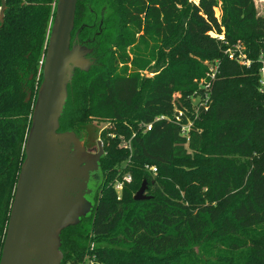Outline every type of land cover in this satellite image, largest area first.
<instances>
[{
  "label": "trees",
  "instance_id": "obj_1",
  "mask_svg": "<svg viewBox=\"0 0 264 264\" xmlns=\"http://www.w3.org/2000/svg\"><path fill=\"white\" fill-rule=\"evenodd\" d=\"M4 1L0 254L57 0ZM95 31L97 60L75 70L58 131L99 142L103 153L90 213L61 231V264H264V14L255 1L77 0L71 34ZM236 42L248 66L224 53ZM153 60L155 74L142 77ZM215 62L208 107L187 135L170 119L154 121L173 118ZM101 122L109 126L99 131ZM142 181L149 198L134 200Z\"/></svg>",
  "mask_w": 264,
  "mask_h": 264
},
{
  "label": "water",
  "instance_id": "obj_2",
  "mask_svg": "<svg viewBox=\"0 0 264 264\" xmlns=\"http://www.w3.org/2000/svg\"><path fill=\"white\" fill-rule=\"evenodd\" d=\"M0 22L5 1L0 0ZM77 0H57L42 63V80L32 107L0 264H61V231L93 207V180L103 153L88 151L74 131H58L75 70L87 71L92 48L74 43ZM30 98L27 94L25 101ZM92 183V184H91ZM142 181L134 200L148 199Z\"/></svg>",
  "mask_w": 264,
  "mask_h": 264
},
{
  "label": "built area",
  "instance_id": "obj_3",
  "mask_svg": "<svg viewBox=\"0 0 264 264\" xmlns=\"http://www.w3.org/2000/svg\"><path fill=\"white\" fill-rule=\"evenodd\" d=\"M211 35L217 37L218 39L223 41V35ZM224 53L228 56V58L236 61L239 64L248 66L250 63V60L246 57V53L244 52V47L239 43L236 42L230 46H228ZM264 53V52H263ZM43 60L41 59L39 61V64H42ZM217 72V62H215L213 65H209L207 68V71L205 72V79L201 81V86L198 88L197 91L194 93L198 96L197 101L194 102V105H196V111L199 112V110L203 109L206 110L209 103V96H210V85L211 81L215 78ZM259 91L264 94V59L261 57V68H260V78H259ZM161 119H170L171 121L179 124L180 126V132L182 135H187L188 130L193 124V120L189 118V116L185 113L184 109L179 105H174V111H173V118H168L166 116L160 115L158 117H155L154 121H158ZM144 130H150L151 124L148 123L146 125H142ZM152 172L155 171L154 167L149 168ZM130 180L129 175H124L122 177V181H116L114 184V188L116 192L119 193V191L122 188L123 182H128Z\"/></svg>",
  "mask_w": 264,
  "mask_h": 264
},
{
  "label": "rangeland",
  "instance_id": "obj_4",
  "mask_svg": "<svg viewBox=\"0 0 264 264\" xmlns=\"http://www.w3.org/2000/svg\"><path fill=\"white\" fill-rule=\"evenodd\" d=\"M254 1H255L256 11L259 14H264V0H254ZM215 13L218 14L219 11L217 9H215ZM109 45H111V41L110 40L107 43V46H109ZM162 49H163L164 53H168L169 52V49H166L165 47H163ZM43 58H44V56L42 57V60H43ZM205 62H207V60L203 61V64H205ZM161 64H164V60L161 61ZM39 65L41 66V69H42V64H39ZM153 65H155V61L154 60L150 63V65L146 69L139 71V74L142 77H144V78H151L155 74V72H154L155 69L154 68L152 69ZM160 69H162V67H160ZM204 79H205V74H203V76H201V77H197V78L194 79V81H196V83H197V90L201 86V84H200L201 81H203ZM175 95L178 97V94H175ZM197 98H198V96L193 92L190 95H187L185 97V99L180 102V106L184 109L185 113L189 116V118L191 120H194L196 117H198V114H199V112L196 111V105H194V102L197 101ZM108 126H109V124L101 122L100 126H99V131H100V129H105ZM78 136L85 143V138L82 135H78ZM87 145L89 146L88 148L91 149V151H96L97 150V146H95V147L92 146L93 145L92 144V140L89 141ZM118 146L121 147V148L127 147L128 146V140H126V139L121 137ZM122 164L123 163H121L120 165H122ZM116 181L117 180H114V182H116ZM144 193L146 194V192H144ZM62 264H74V263H71L70 261H67V262L62 263ZM78 264H103V263H96V262H93L91 260L85 259L83 262L78 263Z\"/></svg>",
  "mask_w": 264,
  "mask_h": 264
},
{
  "label": "flooded vegetation",
  "instance_id": "obj_5",
  "mask_svg": "<svg viewBox=\"0 0 264 264\" xmlns=\"http://www.w3.org/2000/svg\"><path fill=\"white\" fill-rule=\"evenodd\" d=\"M98 33H99V31L93 32V34L90 38H83V37H81V35L78 32H74L73 34H71L72 42L84 44V45H87L88 47L92 48L91 53L88 54L87 57L90 60H92L93 62H95L97 60V53H96V49H95V36H97ZM84 145H85V143H84ZM85 147L88 151H91V149H89L86 145H85ZM91 152H93V151H91Z\"/></svg>",
  "mask_w": 264,
  "mask_h": 264
}]
</instances>
